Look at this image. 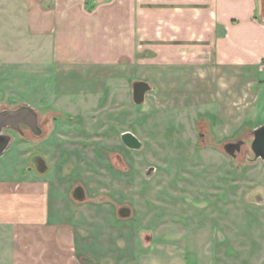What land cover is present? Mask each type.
Returning <instances> with one entry per match:
<instances>
[{"label":"rangeland","instance_id":"374dc122","mask_svg":"<svg viewBox=\"0 0 264 264\" xmlns=\"http://www.w3.org/2000/svg\"><path fill=\"white\" fill-rule=\"evenodd\" d=\"M12 7L0 3V110L27 104L43 131L34 137L5 129L12 139L0 166L28 154L25 163L38 174L31 157L41 155L53 209L85 238L87 256L143 264L151 253L158 264H264V162L253 161L250 149L264 110L238 125L223 84H197L189 69L167 78L160 68L146 71L151 89L135 104L131 86L138 79L128 68L117 89L110 83L97 99L91 77L113 69L58 67L53 38L29 33L23 13ZM89 86L91 93L84 92ZM212 93L214 113L205 115ZM124 131L137 136L139 149L123 144ZM238 139L243 145L231 157L223 144ZM76 186L83 200L74 198ZM123 206L129 215H119Z\"/></svg>","mask_w":264,"mask_h":264},{"label":"crops","instance_id":"0c3cea01","mask_svg":"<svg viewBox=\"0 0 264 264\" xmlns=\"http://www.w3.org/2000/svg\"><path fill=\"white\" fill-rule=\"evenodd\" d=\"M0 3L13 5L14 11L23 13L29 33L53 38L54 62L58 67L67 71L112 68L108 73L97 71L99 74L91 77L92 83L98 85L97 99L104 97L110 83L117 89L114 85L123 81L121 75L128 68L134 70V79L148 83L144 73L153 68L162 69L166 78L171 72L180 73L181 77V70L189 69L197 84L206 83L209 87L223 84V101L230 114L237 116L238 125L259 119L264 110V0H20V3L0 0ZM92 87H85L84 92L91 93ZM210 96L205 115L214 113L215 95ZM29 156L20 154L18 162L0 166V239H6L0 244V261L138 264L122 258H115L112 263L109 258L100 262L88 257L85 238L53 209L46 178L49 167L44 174H34L25 163ZM167 225L175 229L183 227ZM161 238L159 242L163 241ZM152 255L147 254L143 264H158L159 260ZM175 255L171 258L180 259Z\"/></svg>","mask_w":264,"mask_h":264},{"label":"water","instance_id":"95a60500","mask_svg":"<svg viewBox=\"0 0 264 264\" xmlns=\"http://www.w3.org/2000/svg\"><path fill=\"white\" fill-rule=\"evenodd\" d=\"M150 89L148 82L143 80L134 81L132 84V100L135 104H141L144 101L145 93ZM21 125L28 126L32 131L39 132L38 114L35 109L27 104L19 105L13 109L0 110V154L8 147L11 142V135L5 133V129H12L19 131ZM250 149L253 153V161L260 159L264 162V124L257 126L253 130ZM121 141L129 149L137 150L141 147L142 142L130 131L121 133ZM243 145V140L228 141L223 144L224 151L231 157L236 156V152L240 150ZM32 168L38 173H45L48 170L41 155L31 157ZM152 170V168H150ZM74 198L83 200L85 193L81 186H76L73 190ZM120 216H127L130 213L128 207H120L118 211Z\"/></svg>","mask_w":264,"mask_h":264},{"label":"flooded vegetation","instance_id":"af4514ba","mask_svg":"<svg viewBox=\"0 0 264 264\" xmlns=\"http://www.w3.org/2000/svg\"><path fill=\"white\" fill-rule=\"evenodd\" d=\"M43 126V125H42ZM42 126H41V123H38V127H39V132L38 131H36V132H34V131H32L28 126H26V125H21V127H20V130L19 131H16L15 130V132L16 133H18V134H20V135H22V136H24L25 134H26V132L24 131V129H26V131L28 130V132H30L34 137H39L41 134H42ZM14 131V130H13ZM240 151V150H239ZM239 151H237L236 152V155H237V153L239 152ZM236 157V156H235Z\"/></svg>","mask_w":264,"mask_h":264}]
</instances>
